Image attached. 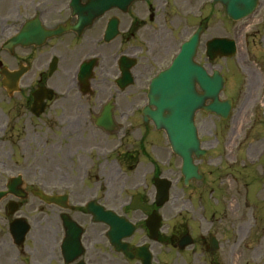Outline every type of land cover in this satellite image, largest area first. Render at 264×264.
Instances as JSON below:
<instances>
[{
	"label": "flooded vegetation",
	"instance_id": "obj_1",
	"mask_svg": "<svg viewBox=\"0 0 264 264\" xmlns=\"http://www.w3.org/2000/svg\"><path fill=\"white\" fill-rule=\"evenodd\" d=\"M189 10L190 0H0V264H252L203 209V184L175 192L144 114L151 78L190 34ZM250 191L248 205L262 200Z\"/></svg>",
	"mask_w": 264,
	"mask_h": 264
},
{
	"label": "rangeland",
	"instance_id": "obj_2",
	"mask_svg": "<svg viewBox=\"0 0 264 264\" xmlns=\"http://www.w3.org/2000/svg\"><path fill=\"white\" fill-rule=\"evenodd\" d=\"M210 1L211 0H203V11L202 13H198L196 12L197 9L195 7H200L202 0L200 2L199 0H190V24L191 27L196 25L198 18L205 20L206 30L201 38L203 42L212 37H228L234 39L237 42L238 51L236 56L232 59L220 60L215 64L216 68L221 70L228 78V89L223 94V97L229 94H235L236 106L231 120L223 125L222 128L219 126V124H216L214 118L204 119L209 123L210 130L213 134L207 137V139H211V142L207 143V145L211 146L212 148L203 164L207 178L203 182L204 186L202 187V192H204L202 194V199L204 202L208 203L212 200V197H215V189L217 184L213 188V192H210V189L212 188L214 182L219 181L220 185L217 189V197H215L216 200L214 204L219 206L220 204L222 205V208L220 207V214H222L223 210L221 222L222 226L225 227L228 222H230L231 228L233 230L231 236H224L226 244L229 247H232L231 243L235 241L237 235H240L241 227L246 223H249L252 226L251 238H246V240H244L242 244L239 245V247H244L240 251H245V253H247L249 262L252 264H263L264 207L261 208L258 206L260 205L258 203H253V207L250 205L246 206V204L243 202L248 198L249 195L247 186L248 176L250 179L251 173L252 181L254 183L256 179L255 176H257V174L254 168L247 170L239 165L244 160V153L246 156L247 147L250 141L256 143V138H258L257 127H255L254 138H245L247 135L246 132H244L245 128L241 134L240 132L241 128L244 126V124H246L248 113H250L252 110V100L255 97H258V94L260 93L259 75L264 73V0H260L259 7L252 16L239 22H230L225 17L222 8H220L218 5L209 6ZM197 15H200V17ZM0 23H3L2 17H0ZM252 73L255 74L253 78L250 75ZM248 77L251 78V85L249 83ZM255 81L256 85L254 86ZM256 103L257 106L262 104L264 108V101L260 100L256 101ZM243 105L245 106V111L240 110ZM257 108L262 110L261 107ZM256 115L259 114H255V116ZM260 115H264V110L260 111ZM237 117L240 118V121L243 123V125L236 131L235 134L232 135L230 141L229 134L232 133L230 129L233 128V122ZM227 138H229V141L231 142L229 148L227 147ZM240 159L242 160L241 162ZM232 161H234L235 165L237 166V170L235 171H233V167L230 166ZM248 164L250 165V162H248ZM227 165L230 166L231 170L226 168ZM173 166V181L174 183L180 184L182 182L180 176V160L176 157H173ZM255 168H257V166H255ZM230 175H233L237 178V183L231 186H229L227 181H225L226 177ZM262 177L264 178V175ZM229 181L231 182L232 180ZM228 186L230 187L229 192L227 190ZM177 188L179 189L180 186ZM252 189H254L253 185ZM193 192L194 191L192 190V193ZM227 192L228 195L226 196ZM231 195H234L235 197H230ZM251 195L254 196L253 191ZM230 201H232L231 206H229ZM252 211H255V218L252 216ZM254 219L255 228H253ZM0 244V246L5 245L2 244L1 240ZM250 250H252V258H250ZM237 251L240 252L239 250Z\"/></svg>",
	"mask_w": 264,
	"mask_h": 264
},
{
	"label": "water",
	"instance_id": "obj_3",
	"mask_svg": "<svg viewBox=\"0 0 264 264\" xmlns=\"http://www.w3.org/2000/svg\"><path fill=\"white\" fill-rule=\"evenodd\" d=\"M221 2L226 15L232 20H240L250 15L256 7L257 0H216ZM197 40L194 38L185 46L184 54L180 55L174 66L163 74L153 86L152 92L161 94L157 100V112L154 119L158 129H163L174 151L180 155L185 164L191 161V154H199L197 149L196 133L193 126L194 113L202 108L205 111L216 112L223 117L227 116L230 103L218 105L215 98L222 88V80L218 74L211 78L204 76V73L192 63ZM235 52L233 41L218 39L208 45V54L211 58L220 56H231ZM199 83L203 94L195 92L194 85ZM211 98L213 105L203 107V102ZM164 112L167 115L161 118ZM191 167V166H190ZM183 172L186 180L189 177H197L195 169L189 168ZM184 173V174H185Z\"/></svg>",
	"mask_w": 264,
	"mask_h": 264
},
{
	"label": "bare ground",
	"instance_id": "obj_4",
	"mask_svg": "<svg viewBox=\"0 0 264 264\" xmlns=\"http://www.w3.org/2000/svg\"><path fill=\"white\" fill-rule=\"evenodd\" d=\"M240 126V124H236V127L234 128V130L232 131L233 133H235L236 132V129H237V126ZM231 205V202H229V206Z\"/></svg>",
	"mask_w": 264,
	"mask_h": 264
}]
</instances>
